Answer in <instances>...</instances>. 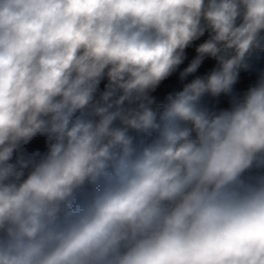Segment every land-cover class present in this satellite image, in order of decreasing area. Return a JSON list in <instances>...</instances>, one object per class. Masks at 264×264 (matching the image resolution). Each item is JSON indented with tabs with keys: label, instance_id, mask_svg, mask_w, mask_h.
<instances>
[{
	"label": "clouds",
	"instance_id": "1",
	"mask_svg": "<svg viewBox=\"0 0 264 264\" xmlns=\"http://www.w3.org/2000/svg\"><path fill=\"white\" fill-rule=\"evenodd\" d=\"M0 264H264V0H0Z\"/></svg>",
	"mask_w": 264,
	"mask_h": 264
}]
</instances>
